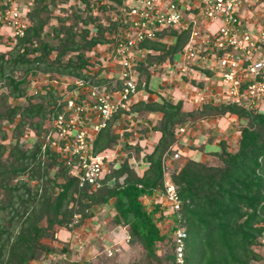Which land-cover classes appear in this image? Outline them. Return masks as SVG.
<instances>
[{
    "label": "trees",
    "instance_id": "trees-1",
    "mask_svg": "<svg viewBox=\"0 0 264 264\" xmlns=\"http://www.w3.org/2000/svg\"><path fill=\"white\" fill-rule=\"evenodd\" d=\"M70 1L72 4L67 6ZM125 1L34 0L27 12L29 24L9 57L0 52V84H7L15 98H28L26 105L0 108V131L3 123L16 122V142L6 157L7 146L0 143V264H32L40 251L52 250L45 240L54 238L55 226L70 229L77 214L83 220L92 215V209L109 203L117 211L116 221L128 226L130 241L137 239L146 250L148 264H175L170 239V251L164 256L157 252V244L167 241V236L154 220L158 206L148 211L142 197L163 186V155L178 142L180 126L227 113L246 120L240 126L237 147L229 148L226 140H220V151L213 152L220 163L186 157L170 174L181 198L187 231L183 264H260L264 257L259 250L264 228V112L247 110L234 102L205 103L189 111L181 100L138 101L129 107L131 111L162 113L150 127L160 131L161 136L152 151L144 154L149 165L140 175L125 160L118 168H111L95 189L80 187L78 178L69 175V166L46 140L52 116L62 111L57 105L62 95L50 91L27 95L26 74H36L40 68L49 73L50 79L60 78L62 73L105 82V78L98 80L87 74L88 52L110 41L108 34L121 24L119 8ZM59 4L71 12L54 16ZM53 17L59 25H50L46 30ZM157 34V38L139 43L152 50L138 66L139 84L144 76L148 84L152 65L174 62L189 38V30L179 32L173 27ZM166 34L175 35V41L161 40ZM21 66L25 76L16 79L13 73ZM122 112L119 110L98 133L96 152L111 149L117 142L119 134L111 127ZM26 124L37 132L36 142L28 148L20 142ZM2 137H7L5 131ZM138 150L143 149L138 146ZM54 166L57 169L51 174Z\"/></svg>",
    "mask_w": 264,
    "mask_h": 264
},
{
    "label": "built area",
    "instance_id": "built-area-1",
    "mask_svg": "<svg viewBox=\"0 0 264 264\" xmlns=\"http://www.w3.org/2000/svg\"><path fill=\"white\" fill-rule=\"evenodd\" d=\"M20 6L17 0H0V21L14 27L17 36L29 24L26 15L21 18ZM118 19L121 24L110 41L88 52L87 74L105 78V82L76 77L69 82L52 80L55 84L50 91L61 93L57 105L62 111L52 116L46 140L69 166V175L78 178L80 187L100 186L108 163L117 157L108 149L96 152L94 141L119 110H128L139 89L138 66L147 52L139 43L157 38L163 28L189 30L188 41L175 61L164 64L170 74L195 67L213 71L209 85L193 88L192 99L199 107L234 102L264 112V0H126ZM214 22H218L216 28L210 29ZM63 84L64 93L59 88ZM187 125L180 126L178 134L185 133ZM181 155L174 148L164 153L163 186L144 195L160 204L154 220L172 242L175 264L184 262L187 231L169 168ZM259 240L264 247V228Z\"/></svg>",
    "mask_w": 264,
    "mask_h": 264
},
{
    "label": "rangeland",
    "instance_id": "rangeland-1",
    "mask_svg": "<svg viewBox=\"0 0 264 264\" xmlns=\"http://www.w3.org/2000/svg\"><path fill=\"white\" fill-rule=\"evenodd\" d=\"M21 6V12L27 17V12L34 0H17ZM73 1L68 2L71 5ZM66 6V5H64ZM63 5L59 4L54 9V16H64L69 14L71 10L64 11ZM95 12L102 14L100 9L95 8ZM29 22V20H28ZM50 25H59V21L56 17H53L46 27V30H50ZM112 33L108 34L110 37ZM18 42V36L15 33L14 27L5 23H0V52L5 53L6 57H9V52L14 48ZM167 42V41H166ZM172 43V42H167ZM152 51V50H151ZM158 64V63H157ZM163 74L168 75L165 70H162ZM8 74L11 71L7 70ZM25 68L18 67L15 69L13 75L16 79L25 76ZM159 74V72L157 71ZM162 75V74H161ZM74 77L70 74H60V79L64 82H69V78ZM27 81L24 86H27V95L33 94H46L53 87L54 81L49 78V73L43 72L40 68L36 74H26ZM142 78H145L142 77ZM56 79V78H54ZM59 79V78H58ZM4 82V81H3ZM174 85V81H172ZM52 85V86H51ZM192 87V86H191ZM61 92L64 93L65 85H59ZM194 86L192 87V89ZM11 88L7 84H0V108H4L5 105H26L28 103L27 97L15 98L10 92ZM191 89V90H192ZM51 92V91H50ZM55 93V92H54ZM61 96V93L56 92ZM61 99V98H60ZM130 117H125L120 120H115L112 124V132L118 133L119 137L117 142L113 145L112 149L115 148L117 158L114 161L108 163L107 172L111 168H118L125 160H128L130 166L139 174L141 170V159H145L144 152L138 150V146L142 149L144 146L141 145V140L147 133L151 131L150 127L152 123L146 118L145 111H140L138 114L131 115V110H125ZM18 119V118H17ZM19 120V119H18ZM245 119L241 120L239 125L245 123ZM15 123H3L2 131H0V143H4L7 146L5 156L11 149L13 143L16 142L14 138V126ZM3 131H5L7 137L3 140ZM36 129L31 127L29 124L25 125V131L22 133L20 142L23 147H31L37 138ZM238 134V133H237ZM231 138V137H230ZM230 144H235L232 139ZM147 148V147H146ZM233 148V146H230ZM179 150V149H177ZM143 151V150H142ZM180 151V150H179ZM182 154V153H181ZM186 156L181 155L176 162L170 166V174L173 168L179 167ZM210 161L209 163H211ZM215 163H220L218 159H215ZM175 166V167H174ZM57 167L51 168V174L56 171ZM24 177H27L24 176ZM122 179V178H121ZM114 180L111 181L113 184ZM146 207H154L155 202L148 198H143ZM92 215L80 220V215L77 214L75 221L71 223L70 229L54 227V238L46 239L45 242L52 247V250L47 253L40 251V256L32 261V264H148V258L146 256V250L142 247L141 243L136 239L134 242L130 241V235L128 232V226L122 222H117V211L112 203L102 204L92 209ZM158 213H155L157 217ZM163 217H161L162 219ZM167 241L161 245L157 244V252L159 255L164 256L170 251V240L167 237ZM264 255V247L259 248ZM260 264H264V257Z\"/></svg>",
    "mask_w": 264,
    "mask_h": 264
},
{
    "label": "crops",
    "instance_id": "crops-1",
    "mask_svg": "<svg viewBox=\"0 0 264 264\" xmlns=\"http://www.w3.org/2000/svg\"><path fill=\"white\" fill-rule=\"evenodd\" d=\"M217 24L218 22H214L211 25L209 24V28L215 29ZM175 38L176 37L173 34H166L162 40L165 42H174ZM148 50L149 52H152L150 49H147V52L142 60H144L146 55L149 53ZM168 61L169 60H166L163 63L154 64L150 67L151 75L148 80V84L146 85L145 83L146 78H141V83L138 84V92L132 98L129 107L138 101L161 102L162 99L165 98L173 100L174 102L181 100L185 110L191 111L200 108L199 104L192 99L194 92L192 87H204L209 85L211 83L213 71L209 68L201 70L200 68L202 67L186 68L185 71L179 72V75L182 74V77H180L178 74L174 75L173 73L170 74L168 72V68L166 69L167 66L164 65L168 63ZM162 70H165V72L169 74H163ZM209 72L210 75H208ZM172 81H174V85H172ZM138 113L139 111L134 110L131 112V115ZM125 117H130V114L123 111L117 120ZM161 117L162 113L160 111L151 110L146 113V118L152 124H155ZM241 120L242 119L238 118L236 114L227 113L223 116H208L204 118H197L193 122L188 121L187 124L189 125H187L186 132L178 135L179 140L173 145V148L176 150L179 149L183 156L203 162L212 161L211 163H213L215 162V159H218L213 152L220 151V140H226L229 148L230 146H233L234 148L237 147V142L240 136L239 123ZM147 134L148 136H145L144 139L141 140V145L144 146L142 151L144 154L152 151L154 145L159 141L161 136V132L158 130H151ZM229 139H232L235 144L231 145ZM114 151H116L115 148L108 149L109 153ZM148 165L149 164L146 159H141V170L139 171L140 175L143 174ZM143 198L144 196L142 199ZM155 205L158 206L159 209L160 204ZM146 208L148 211L155 210L153 207ZM158 209H156V212Z\"/></svg>",
    "mask_w": 264,
    "mask_h": 264
}]
</instances>
